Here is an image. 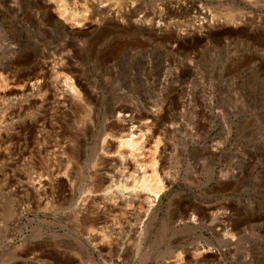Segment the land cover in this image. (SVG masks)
Returning a JSON list of instances; mask_svg holds the SVG:
<instances>
[{
  "label": "rangeland",
  "instance_id": "obj_1",
  "mask_svg": "<svg viewBox=\"0 0 264 264\" xmlns=\"http://www.w3.org/2000/svg\"><path fill=\"white\" fill-rule=\"evenodd\" d=\"M0 264H264V0H0Z\"/></svg>",
  "mask_w": 264,
  "mask_h": 264
},
{
  "label": "bare ground",
  "instance_id": "obj_2",
  "mask_svg": "<svg viewBox=\"0 0 264 264\" xmlns=\"http://www.w3.org/2000/svg\"><path fill=\"white\" fill-rule=\"evenodd\" d=\"M57 3V2H56ZM73 3V2H72ZM48 4V3H47ZM60 6V5H59ZM190 6V5H189ZM200 6V5H198ZM72 7V6H71ZM201 7V6H200ZM199 7V8H200ZM73 8V7H72ZM87 7H85V9L82 10V12L87 11L86 9ZM196 8V6L194 7V9ZM205 8V7H204ZM201 7V9H204ZM67 9V8H66ZM47 11V10H46ZM207 11V10H206ZM204 11H197L198 14H202ZM81 12V11H80ZM63 13V12H62ZM121 14V13H120ZM192 14V13H191ZM69 15H73V12H69ZM127 15V14H126ZM131 15V14H130ZM133 16V15H132ZM192 18V17H191ZM74 19V18H73ZM121 19V18H120ZM72 21V20H71ZM77 21V20H76ZM127 21V20H126ZM75 22V21H73ZM116 22V20H115ZM111 23V22H110ZM47 70V69H46ZM71 86V84H70ZM93 93V92H92ZM28 96V95H27ZM132 125V124H131ZM116 126V125H115ZM129 129V127L127 128ZM125 131V130H124ZM136 137H137V133L133 131V128L130 127V130L127 131V133L125 134L124 137H121L120 140L118 141V144L120 147H125L127 148L130 152L134 151L137 148V141H136ZM140 145V144H139ZM122 157V156H121ZM114 159V158H113ZM133 166V165H132ZM140 169V166H139ZM130 178H131V184L129 187H123L122 189H120V192L123 194L124 190L129 188L127 191L130 192L129 194H135L138 195L140 194V192L146 193L147 196L145 197L146 199L151 195L153 197H155L158 193V184L156 180H152L150 178V175L147 174V172L143 169L140 170V173H138L137 175L134 174H130ZM159 178V177H158ZM157 179V178H156ZM158 180V179H157ZM42 182V181H41ZM45 183V182H44ZM114 184V183H113ZM44 185V184H43ZM126 191V190H125Z\"/></svg>",
  "mask_w": 264,
  "mask_h": 264
}]
</instances>
